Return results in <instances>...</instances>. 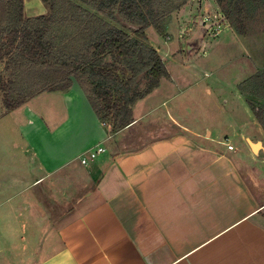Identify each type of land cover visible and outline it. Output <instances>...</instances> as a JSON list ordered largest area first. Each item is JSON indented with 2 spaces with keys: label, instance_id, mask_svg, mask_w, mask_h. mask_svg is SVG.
Wrapping results in <instances>:
<instances>
[{
  "label": "crops",
  "instance_id": "1",
  "mask_svg": "<svg viewBox=\"0 0 264 264\" xmlns=\"http://www.w3.org/2000/svg\"><path fill=\"white\" fill-rule=\"evenodd\" d=\"M157 89L116 132L77 83L21 106V139L0 146V264H264V131L242 92L204 125L175 104L192 91ZM35 99L66 116L46 121Z\"/></svg>",
  "mask_w": 264,
  "mask_h": 264
},
{
  "label": "trees",
  "instance_id": "2",
  "mask_svg": "<svg viewBox=\"0 0 264 264\" xmlns=\"http://www.w3.org/2000/svg\"><path fill=\"white\" fill-rule=\"evenodd\" d=\"M43 1L50 7L49 14L25 18V0H0V66L4 65L7 73L0 74V93L5 109L19 108L43 92L67 91L75 80L98 118L113 132L132 124L135 104L170 77L162 54L147 43V31L154 29L163 35L172 12L187 0L174 5L172 0H75L93 7L105 19L122 23L144 40L91 15L84 42L73 52L64 51L55 42L53 29L82 23L78 17L86 10L71 0ZM246 1L217 0L226 19L242 36L246 34ZM69 13L72 17L67 16ZM141 77L145 85L139 89ZM246 85L253 89L247 91L252 95L248 105L264 131V91L255 88L264 90V70L238 87L245 90Z\"/></svg>",
  "mask_w": 264,
  "mask_h": 264
},
{
  "label": "rangeland",
  "instance_id": "3",
  "mask_svg": "<svg viewBox=\"0 0 264 264\" xmlns=\"http://www.w3.org/2000/svg\"><path fill=\"white\" fill-rule=\"evenodd\" d=\"M71 1L82 6L86 12H81L78 17L80 21H83L82 23H66L54 27L55 42L64 51L73 52L82 46L87 18H90L91 15L101 17L111 25L127 30L134 38L144 40L142 36L133 34L122 23L105 19L93 7L77 3L75 0ZM183 1L172 0V3L173 5L180 4ZM225 5L228 3L224 2ZM49 13L50 7L43 0H25V18ZM71 13L67 16H71ZM244 15L246 34L242 36L236 27L226 19L224 9L217 0H187L186 5L172 12L163 35L158 34L154 29L147 31V43L162 54L176 81V85H172L169 81L166 87L158 88L157 91H192L187 95H181L178 102H175L186 113L185 120L188 123L197 124L200 122L204 125H211L222 119L223 109L228 106L225 101H231V106L239 104L234 91L245 92V94L242 93V96L247 104L248 99L252 98V95L249 94L253 90L252 88L246 85L245 90H240L238 86L259 71L264 70V0L257 2L247 0ZM247 66L248 69L245 72H249L251 69V73L247 75V78H243L241 72ZM0 74L7 75L4 72V65L0 66ZM19 76L23 80V76ZM241 78L243 79L236 86L237 80ZM73 81L77 83L75 80ZM137 82L139 89H142L145 80L141 77ZM255 88L264 91L261 86H255ZM39 99L30 102V105L36 108L39 113L41 112L45 119L47 118L50 122H59L66 116L65 110L54 109L53 102ZM59 109L61 110V108ZM137 110L140 111V107ZM27 122L29 119L26 118L23 108L19 107L10 111L5 109L3 95L0 93V138H11V140L7 138L2 142L3 144H0L4 154L9 155L13 152L15 142L22 136L20 124ZM85 158L90 159V153ZM4 162L8 165L9 158ZM242 169L252 184L255 183V177H257V182L258 178H261L260 176H250L247 165H243ZM256 185L258 183L255 184V188ZM86 187L85 185L81 186L80 195L83 188ZM53 210L57 211L55 208ZM7 226L9 227V225H4V227Z\"/></svg>",
  "mask_w": 264,
  "mask_h": 264
},
{
  "label": "built area",
  "instance_id": "4",
  "mask_svg": "<svg viewBox=\"0 0 264 264\" xmlns=\"http://www.w3.org/2000/svg\"><path fill=\"white\" fill-rule=\"evenodd\" d=\"M229 148L233 149V146L230 145ZM103 152H105V148L104 147H102V146L97 147L96 150L90 151V159H95L97 157V155H99L100 153H103ZM81 161H82L83 164H87L88 159L83 157L81 159Z\"/></svg>",
  "mask_w": 264,
  "mask_h": 264
},
{
  "label": "water",
  "instance_id": "5",
  "mask_svg": "<svg viewBox=\"0 0 264 264\" xmlns=\"http://www.w3.org/2000/svg\"><path fill=\"white\" fill-rule=\"evenodd\" d=\"M251 147L254 150V152H258L260 149H263V146L260 142H251Z\"/></svg>",
  "mask_w": 264,
  "mask_h": 264
}]
</instances>
